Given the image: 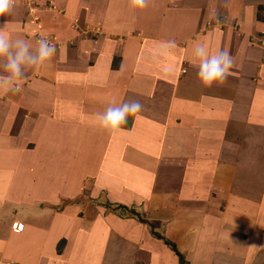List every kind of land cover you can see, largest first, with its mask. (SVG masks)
<instances>
[{"label":"rangeland","instance_id":"1","mask_svg":"<svg viewBox=\"0 0 264 264\" xmlns=\"http://www.w3.org/2000/svg\"><path fill=\"white\" fill-rule=\"evenodd\" d=\"M238 3H243L241 10L235 8ZM185 5V9L193 7L195 10L192 15L196 18L195 21H203L206 11L210 14L209 18L207 15L204 24L197 23L199 26L197 32L202 33L209 29L235 33L242 29L238 21L245 14L249 17V24L248 26L245 24L244 27L246 32L254 35L251 38H264V0H190V3ZM125 9V18L122 16L116 19H127L123 21L128 24V35L132 39L142 38V32L136 26V22L142 16V10L133 14L129 8ZM250 18L255 24L250 22ZM3 27L5 33L13 39L23 37L33 45L38 39L47 37L56 45L55 55L60 56V53H63V57L56 59L55 56L50 64H46L48 70L50 68L55 70L54 80H45L37 73L40 69L29 68L26 69V78L21 83V90L25 91L28 97L31 96L29 101L36 104L33 105L41 114L40 117L42 116L40 126L60 125V129L55 128L58 132L65 131L63 128L61 130L63 125L60 117L56 115L59 116L61 99L65 97L60 93L64 88L66 90V86L68 87L67 81L66 83L60 81L67 79L66 74L60 71L61 64L66 65L72 61L73 69L81 62L92 66V55L89 54L93 42L97 40H111L114 44L118 42L117 46L120 47L125 43L120 40L123 35L120 34L119 28L116 29L118 32L107 33L109 31L103 28L95 14L90 17L87 13L83 15L73 0L70 2L16 0L12 13L0 17V28ZM151 28L155 29L152 25ZM260 43L264 50V39ZM78 47L84 48L87 53L86 58L82 57L81 61V52L75 50ZM257 53L256 60H261L262 56L264 62V51ZM190 58L191 56L182 59V63L186 64L185 61L188 62ZM155 59L156 57L151 62H155ZM84 60L88 62L85 63ZM134 62L128 63L126 67L131 70L129 64ZM151 62L147 65L142 62V66H146L142 68L145 72H141L144 75L133 73V78L137 74L138 82L142 78L149 79L146 90L149 94H145L148 103L145 102L147 107L155 112V116H151V119L149 117L148 126L145 128L149 135L138 137L118 132L110 138L106 137L105 147H99L101 145L99 143L103 142H98L100 138L98 134L102 133L93 130V127L97 128V121H80V127L84 129L82 132H79L81 130L73 123V130H77L75 134L70 131L63 143L56 131L57 136L54 135L52 138L55 150L49 151L46 161L40 165L41 168L38 166L34 168L39 174L33 176L31 169L34 164L33 167L29 166L28 170L21 171L18 177L23 183L22 190L11 193L13 196L25 197L27 205L37 202L40 206L45 203L46 211L43 212V207L38 206L34 213L27 214L23 220L20 219L22 213L18 216L14 213L10 216L0 215V264H23L24 260H26L24 264H155L150 250L165 249L163 238L175 242L181 239V246L185 244L187 246L180 247V250L188 248L187 257L191 254L193 260H199L197 261L199 264H213L208 252L211 247L207 248L213 241H215L213 245L217 244L216 246L220 248L214 246L212 250H219L221 257L223 256L218 264H228L226 249L222 246H233L241 241L245 242V247L251 255L255 249L257 252L260 251L264 259V226L251 223V219L247 218L249 215L246 214L243 215L250 223L246 225L237 222L233 216L227 217L233 208H239L238 215H241L246 210H251L253 206L255 210L261 208L257 218L263 221L264 150L259 153L246 150L242 154V161L246 165L251 167L256 161L254 165L256 169L236 167L234 160L240 154L226 153L216 144V139L221 137L217 128L222 123L215 120L211 123L207 121L205 125H201L200 130H198L200 127L190 119H185L186 124L182 125L179 119L181 110L173 108L176 105H172L170 100L160 101L156 98L159 92L158 96L165 94L174 99L176 89L169 82H165V86L162 87L153 82L152 73H156L157 70ZM2 65L3 62L0 61V75H6L7 72ZM178 65L176 63L175 67ZM167 66L168 64L163 68ZM187 67L188 65L182 67L181 71ZM173 71L169 70L170 73ZM121 75L122 79H128L127 71ZM115 76L118 80L116 82L121 81L119 73ZM173 80L177 83L181 77ZM261 82L264 83L262 79ZM117 85L124 94L115 101V104L136 98V92ZM138 86L136 85V89L140 92ZM11 95L14 93L0 91V107L12 98ZM20 105L24 108L22 110H26L27 105L24 103ZM46 108L48 111L53 108V111L58 112L49 117L48 124L44 123L51 114L45 112ZM17 115L6 117L5 121L9 127L0 130L5 138H12L14 131L10 130V127L20 124L16 121L19 119ZM140 122L139 113L135 116L130 115L126 124L129 127L131 124L139 126ZM150 122L161 125H153ZM5 124L3 117H0V126L7 127ZM179 127L186 128L189 135L178 130ZM192 127L197 129L194 130ZM43 128L39 126L34 128L35 137L30 142V148L40 143V136L45 132ZM235 135V133L229 135L228 141L234 142ZM255 136L256 134L251 138L254 141ZM27 138L24 137V143L22 138V142L12 145L13 148L19 146L22 148L29 143L30 140ZM260 148L262 149V146ZM34 160L33 157L32 161ZM55 172H59L56 181L51 179ZM31 176L34 177L33 180L43 176L47 185L45 182H32ZM30 188L34 194L41 190L42 198L36 199L32 193H27ZM50 193L54 200L44 199L49 197ZM221 220L224 226H221ZM63 239L65 242H60ZM190 241L195 243L196 250L188 247ZM168 250L170 251L169 248ZM136 255L137 257H132V260L128 258ZM175 258L177 259L176 256ZM247 259L253 261L252 257ZM186 264H191V260Z\"/></svg>","mask_w":264,"mask_h":264},{"label":"crops","instance_id":"2","mask_svg":"<svg viewBox=\"0 0 264 264\" xmlns=\"http://www.w3.org/2000/svg\"><path fill=\"white\" fill-rule=\"evenodd\" d=\"M66 1L70 2L71 0ZM73 1L76 2L77 7L83 15L87 13L88 17H90L95 14L96 18L102 23L103 28L109 31L107 33L118 32L116 29L119 28L121 30L120 34L123 35V38L120 40L125 41V43L122 47H120L117 46L118 42L114 44V41L112 43L111 40H97L93 42L94 45L90 49L92 51L89 54L92 55V66L81 62L75 69H73L71 65L74 62L72 63V61L66 63V65L61 64L60 71H63L66 74L67 79L60 81L65 83L67 81L68 83H66V85H68V87L66 86L67 91L64 88L62 93H60L65 95V97L61 99V110L58 111L59 116L56 115V117H60L61 125H63L61 130L63 128L65 131L58 132V130L55 129H60V125L58 127H50L49 125L40 126L39 121H41L42 116L40 117L41 114L35 109L36 104L29 101L31 96L29 95L28 97L25 91L21 90L18 93H14L13 96L11 95L12 98L7 100L8 102H5L4 105L0 107V117H3V120L6 123L5 125H7V127L0 126V130L9 127V124L5 121V119L10 115L15 116L18 114L17 118L19 119H16V121L17 123H20L16 126L13 125V127H10V130L14 131L12 133V138H5L0 131V215L4 216L6 214L7 216H10L14 213L18 216L22 213L20 219L23 220L26 219L27 214H30L31 212L34 213V211L37 210V207L39 206L37 202H34L32 205H27L25 197L19 195L13 196L11 194L15 191L21 192L22 190L21 184L23 183L19 179L20 177H18L19 173H21V171L28 170L29 166L31 167L32 164H34V167L32 166L33 169H31L33 170V176L39 174L34 168L37 166L41 168L40 165L46 161V156H48L49 151L55 150L52 138L54 135L57 136L56 131L61 136V143H63V140L67 137L66 135L70 134V131H73V134H75L74 132H76L77 129L81 130L79 132L84 131L83 127H80V121H97V117L100 113L105 111L109 105L115 104V101H117L121 95L123 96L124 92L119 90V86L117 84L127 88L126 90L129 89L136 92L137 95L135 100H139L143 105V109L140 112L141 124H139V126H133L131 124L129 127L127 123L126 126H121V130L119 132L130 135L134 134L138 137L147 136L148 133L145 128H147L151 116H155V112L151 111L153 109L147 107L146 105L148 103V99H145V94H149V92L146 91L149 79L142 78L140 79V82H138L137 74L133 78V73L145 72L142 68L146 66H142V62L147 65L148 62L154 61V57L158 60L155 59V62H151L154 64L153 66H156L157 70V74L152 73L153 82L155 81L158 83L157 85L161 87L165 86V82H169L172 84L171 86L176 89V93L174 95V99L176 100L166 96L165 94L158 96L159 92L156 95V98H159L158 100L160 101H163L164 99L166 101L170 100L172 105H176L173 108L177 109V111L181 110L180 113H183V115L179 113V119H181L182 125L186 124L185 119H190L200 127L198 128V130H200L201 125H205L207 121H210L211 123L212 120H215L220 124L222 123V125L219 124L220 126L217 128V132L221 136L216 139V144L219 149L226 153L237 152L236 154H240L237 158L238 160H234L236 167L244 166L250 169L252 167V170L256 169V166H254L256 165V161L254 160V164L250 167L242 161V154L246 150L249 152L258 151L257 153L264 150V83L261 82V79L264 81V62L262 61V56L261 60H256L258 55L257 52L264 51L262 50V44L260 43L264 38H251V36L254 35L246 32V28L244 27L245 24H247V26L249 24L248 16L244 14V16L240 18L238 22L241 24L242 29H239V31L235 33L227 30L217 31L209 29L201 33V31L197 32L199 27L198 24L201 25L206 22L207 15L208 18L210 16L208 11H206L207 14L203 21H195L196 18L192 16L195 11L193 10V7L185 9V4H189L190 0H170L168 2H165L164 0H150V5L141 11L142 16H140V20L136 22L137 29L142 32V38L138 39L135 37L132 39V37L128 35L129 27L128 24H126L127 19H116L117 17L120 18L122 16L125 18V8H129L128 0ZM236 5L237 6H235V8H239L241 10L243 3H238ZM133 14L136 13L133 12ZM113 17H115L116 20L113 19ZM250 22H252L251 18ZM252 23L255 24L254 22ZM151 25L152 27H155L154 30L151 28ZM160 29H162V31H160ZM158 30L160 32H157ZM251 40L252 43H250ZM166 41H174L175 47L167 54L158 55L157 53H160L161 51V45ZM198 42L204 43L208 47L210 54L224 50L228 51L233 57V67L223 84H213L211 87H204L200 84L197 77L199 59L193 56L194 45ZM259 48H261V50ZM75 50L81 52L80 61L82 57L83 59L86 58L85 56L87 53L84 48L78 47ZM62 54L63 53H60L61 57H63ZM55 56L54 57L56 59L60 57L59 54ZM188 56H191L190 60L188 62L185 61L186 64L182 63V59L184 60ZM115 57L117 58L116 62H119L118 69L112 68V62ZM84 61L85 63L88 62L86 60ZM132 61L135 62L133 64H129V67L132 68L129 70L126 65H128V63H132ZM176 63L179 65L175 67ZM166 64H168V66L163 68ZM181 65H188L186 69L183 68L186 70V73H182L181 69L184 66L181 67ZM88 67L92 69H89ZM47 68L48 66L45 65L41 67L40 71L37 73L45 80H54L56 78V75L54 74L55 70L52 68L48 70ZM170 69L174 70L173 73L169 72ZM126 71L128 79H122L121 74ZM116 73H119L120 75L119 79L121 81L119 82H116L118 81L117 76H115ZM141 74L144 75V73ZM150 75L151 74H149V76ZM177 77H181V80L177 81V83L174 82V80L172 81L173 78L176 79ZM70 78L76 79L71 80ZM136 85H139V89L143 91L140 90L139 92L136 89ZM62 86H64L63 83ZM165 88H167V86ZM22 103L27 105V107L24 106L26 107V110H22L24 109L20 105ZM45 112L47 114L49 112L51 115L46 118L47 121L44 124H48L49 117L58 113L57 110L53 111V108H51L50 111L46 108ZM21 118L25 120L21 121ZM73 123H76L77 125L76 130H73ZM150 123L153 124V122ZM153 125L161 124L154 123ZM36 126H39L40 128L45 126V128H43L45 132H42V135L40 136V143L36 144L33 148H30V142L35 137V132L33 130ZM96 126L97 128L94 129L93 127V130L102 133L98 134L100 135L98 142H103L99 143L101 144L99 147H105L106 137L110 138L111 135L107 132L101 131L98 128V125ZM202 127L203 129L205 128L204 126ZM192 128L194 130L197 129L195 127ZM178 130L188 134L186 128L181 129L179 127ZM191 131L192 129L190 128V135L192 134ZM232 133L236 134V139L234 142H229L228 136L232 135ZM194 134L196 135V131ZM255 134L256 139L254 141L251 138ZM24 137H30L29 139L27 138L28 141L30 140L29 143H26L22 146V148L21 146H19V148H13L12 145L22 142V138L24 143ZM15 139L17 141H15ZM250 141L254 142L250 143ZM260 146H262V149ZM28 151L30 152L28 153ZM33 157L35 158L34 161H32ZM57 174L59 175V172H55V176L52 174L51 179L56 181L58 178ZM33 176H31L32 182L37 183V181H40L41 183L45 182L47 185V181L46 179L44 180L43 176H40L37 179L35 178L34 180L32 179L34 178ZM50 185L52 184L50 183ZM43 189L45 190L44 187ZM27 193H32L36 199H40L43 196V194H41V190L40 192H37V194H34L35 192L33 193L31 188ZM51 193L49 194V197L43 198H51L50 201L54 200V198L51 197ZM41 206L44 210L42 211L45 212V203L40 204L39 207ZM251 207V210H246L241 215H238L239 208H233L229 211L230 214L227 215V217L233 216V219L243 225L250 224L248 220L251 219V223H256V226H264V219L261 221L259 217L257 218V215H260L261 208L258 207V209L255 210L253 206ZM243 214L249 215L251 218L247 216V220L246 216ZM253 216L254 218L252 219ZM221 226H224L223 220H221ZM25 232L26 230H24L23 234H25ZM31 232L34 233L35 231L31 230ZM179 240L181 239L176 240L177 243L175 241L172 242L176 244L178 250L185 256L187 263L191 260V264H199V262H197L199 260H193L191 254H188L189 257H187L188 248L183 251L182 249L180 250V247L185 248L187 245L185 244L184 246H181L182 240ZM221 241H223V239ZM236 241H238V239ZM214 243L215 241H213V244ZM213 244H210L211 246L209 245L207 248L211 247V250H208L212 257L211 262L213 264H218L223 256L221 257V252L219 250H212L214 246L218 249L220 248L219 246H216L217 244ZM34 245L35 244L32 246L34 247ZM188 247L196 250L195 243H191V241ZM222 248L226 249L225 256L228 260V262L226 261L228 264H264V259L260 255V251L257 252L254 249V251H252V256L251 253L247 251L248 248L246 249L244 241H241L233 246L225 245L224 247L222 246ZM150 253L153 255L151 258L156 261L155 264H176L177 259L172 252L166 248V246L165 249L156 248L155 250L154 248V250H150ZM132 257H137V255L130 256L128 258L131 259ZM249 257H252L253 261L250 262V259H247ZM247 261H249V263H246ZM22 262L24 264L26 260Z\"/></svg>","mask_w":264,"mask_h":264},{"label":"clouds","instance_id":"3","mask_svg":"<svg viewBox=\"0 0 264 264\" xmlns=\"http://www.w3.org/2000/svg\"><path fill=\"white\" fill-rule=\"evenodd\" d=\"M15 3L16 0H0V17L10 15ZM149 4L150 0H128L129 10L132 12L143 10ZM174 47V41L163 42L161 51L157 54H167ZM55 54L56 45L47 37L38 39L33 45L23 37L13 39L5 33L4 27L0 28V61L7 72L6 75H0V91L20 92L21 83L26 78V69H40L49 63ZM193 56L199 59L197 77L204 87L223 84L234 63L228 51L220 50L210 54L208 47L202 42L195 43ZM142 109V103L135 99L109 105L98 115V127L103 132L115 135L121 130V126L127 123L130 115H138Z\"/></svg>","mask_w":264,"mask_h":264},{"label":"trees","instance_id":"4","mask_svg":"<svg viewBox=\"0 0 264 264\" xmlns=\"http://www.w3.org/2000/svg\"><path fill=\"white\" fill-rule=\"evenodd\" d=\"M259 20V19H258ZM117 58L115 57L112 62V68L113 69H118V64H116ZM161 238V237H159ZM162 239V238H161ZM163 241L165 242V245L170 249V251L177 257L178 259V264H186L187 261L185 259V256L178 250L176 244L169 239H164ZM60 242H65V240H61Z\"/></svg>","mask_w":264,"mask_h":264},{"label":"built area","instance_id":"5","mask_svg":"<svg viewBox=\"0 0 264 264\" xmlns=\"http://www.w3.org/2000/svg\"><path fill=\"white\" fill-rule=\"evenodd\" d=\"M182 73H185V70L184 69L182 70Z\"/></svg>","mask_w":264,"mask_h":264},{"label":"bare ground","instance_id":"6","mask_svg":"<svg viewBox=\"0 0 264 264\" xmlns=\"http://www.w3.org/2000/svg\"><path fill=\"white\" fill-rule=\"evenodd\" d=\"M217 225V224H216ZM212 227V226H211ZM213 229V228H212Z\"/></svg>","mask_w":264,"mask_h":264}]
</instances>
